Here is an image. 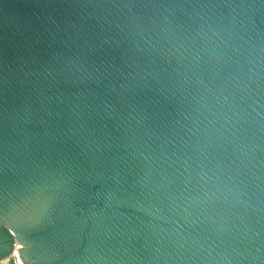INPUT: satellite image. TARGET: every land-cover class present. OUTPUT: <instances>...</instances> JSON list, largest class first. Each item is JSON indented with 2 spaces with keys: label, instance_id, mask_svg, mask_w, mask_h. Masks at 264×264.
Returning <instances> with one entry per match:
<instances>
[{
  "label": "water",
  "instance_id": "water-1",
  "mask_svg": "<svg viewBox=\"0 0 264 264\" xmlns=\"http://www.w3.org/2000/svg\"><path fill=\"white\" fill-rule=\"evenodd\" d=\"M264 264V0H0V264Z\"/></svg>",
  "mask_w": 264,
  "mask_h": 264
},
{
  "label": "built area",
  "instance_id": "built-area-1",
  "mask_svg": "<svg viewBox=\"0 0 264 264\" xmlns=\"http://www.w3.org/2000/svg\"><path fill=\"white\" fill-rule=\"evenodd\" d=\"M22 248L23 247L19 243H17L13 256L1 264H23L18 257V251L21 250Z\"/></svg>",
  "mask_w": 264,
  "mask_h": 264
}]
</instances>
